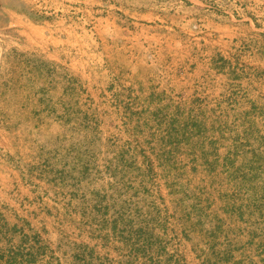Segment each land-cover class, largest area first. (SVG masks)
I'll list each match as a JSON object with an SVG mask.
<instances>
[{
    "label": "rangeland",
    "instance_id": "obj_1",
    "mask_svg": "<svg viewBox=\"0 0 264 264\" xmlns=\"http://www.w3.org/2000/svg\"><path fill=\"white\" fill-rule=\"evenodd\" d=\"M20 1L0 264H264V0Z\"/></svg>",
    "mask_w": 264,
    "mask_h": 264
},
{
    "label": "crops",
    "instance_id": "obj_2",
    "mask_svg": "<svg viewBox=\"0 0 264 264\" xmlns=\"http://www.w3.org/2000/svg\"><path fill=\"white\" fill-rule=\"evenodd\" d=\"M22 2L20 0H0V15L4 16V12H11L13 15H18L22 10Z\"/></svg>",
    "mask_w": 264,
    "mask_h": 264
},
{
    "label": "trees",
    "instance_id": "obj_3",
    "mask_svg": "<svg viewBox=\"0 0 264 264\" xmlns=\"http://www.w3.org/2000/svg\"><path fill=\"white\" fill-rule=\"evenodd\" d=\"M202 1H205V0H202ZM205 2H207V1H205Z\"/></svg>",
    "mask_w": 264,
    "mask_h": 264
}]
</instances>
